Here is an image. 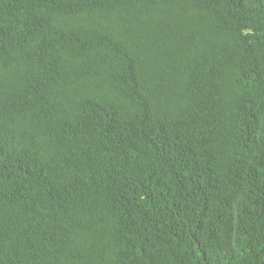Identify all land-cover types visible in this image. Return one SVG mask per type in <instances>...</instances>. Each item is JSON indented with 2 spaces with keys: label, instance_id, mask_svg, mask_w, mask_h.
<instances>
[{
  "label": "trees",
  "instance_id": "trees-1",
  "mask_svg": "<svg viewBox=\"0 0 264 264\" xmlns=\"http://www.w3.org/2000/svg\"><path fill=\"white\" fill-rule=\"evenodd\" d=\"M0 264H264V0H0Z\"/></svg>",
  "mask_w": 264,
  "mask_h": 264
}]
</instances>
